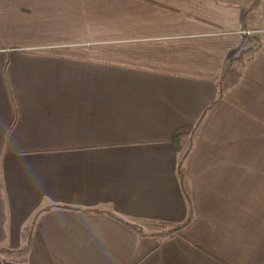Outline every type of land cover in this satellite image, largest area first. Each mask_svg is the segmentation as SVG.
<instances>
[{
    "label": "crops",
    "instance_id": "crops-1",
    "mask_svg": "<svg viewBox=\"0 0 264 264\" xmlns=\"http://www.w3.org/2000/svg\"><path fill=\"white\" fill-rule=\"evenodd\" d=\"M252 2L0 0V260L30 235L22 264H264V0L244 29ZM252 36L261 47L218 98L224 61ZM185 196L173 238L111 216L182 222Z\"/></svg>",
    "mask_w": 264,
    "mask_h": 264
},
{
    "label": "trees",
    "instance_id": "trees-1",
    "mask_svg": "<svg viewBox=\"0 0 264 264\" xmlns=\"http://www.w3.org/2000/svg\"><path fill=\"white\" fill-rule=\"evenodd\" d=\"M260 0H253V2L247 6L242 13V25L244 29H248V26L252 24L255 20V14ZM248 32V31H245ZM248 36V35H245ZM248 43L245 48L239 51L238 54L227 58L223 65L218 82V92L217 97L221 98L222 95L234 88L240 81L242 76V71L245 66L246 61L261 47L258 41V37L252 36L247 37ZM7 63L3 66V71H5ZM176 168L178 175L181 174L182 168L185 162L189 158L190 154L194 148V138L191 134H181L176 137ZM180 183L182 179L179 177ZM186 212L187 216L182 222H174L169 220H156L149 218H121L117 215L111 214L113 218L117 221L142 235L153 236L155 238H173L182 232L188 225L191 217V202L187 196H185ZM92 210H84V212H91ZM94 212V211H93ZM31 236L27 238V246L16 254L18 256H25L27 254L28 246L30 244Z\"/></svg>",
    "mask_w": 264,
    "mask_h": 264
},
{
    "label": "rangeland",
    "instance_id": "rangeland-1",
    "mask_svg": "<svg viewBox=\"0 0 264 264\" xmlns=\"http://www.w3.org/2000/svg\"><path fill=\"white\" fill-rule=\"evenodd\" d=\"M251 35V34H250ZM250 35H248V36H250ZM29 249V248H28ZM3 252V251H5V250H0V252ZM3 253H7V252H3ZM13 253H15V255L16 256H12V257H9V256H7V257H5L4 259H2L1 258V260H0V264H4L5 263V259L7 258V259H9L8 261H10V262H12L11 264H22V263H24V258H25V260H26V257H27V254L25 255V256H22V255H20V256H18L17 254H16V252H10L9 254H13ZM27 253H28V250H27ZM7 261V260H6Z\"/></svg>",
    "mask_w": 264,
    "mask_h": 264
},
{
    "label": "built area",
    "instance_id": "built-area-1",
    "mask_svg": "<svg viewBox=\"0 0 264 264\" xmlns=\"http://www.w3.org/2000/svg\"><path fill=\"white\" fill-rule=\"evenodd\" d=\"M244 35H250V32H243Z\"/></svg>",
    "mask_w": 264,
    "mask_h": 264
}]
</instances>
